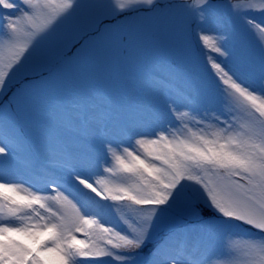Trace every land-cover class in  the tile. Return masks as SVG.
<instances>
[{"label":"snow or ice","instance_id":"1","mask_svg":"<svg viewBox=\"0 0 264 264\" xmlns=\"http://www.w3.org/2000/svg\"><path fill=\"white\" fill-rule=\"evenodd\" d=\"M225 9L244 25L208 32ZM251 13L264 0H0V264H209L220 237H240L223 264H264Z\"/></svg>","mask_w":264,"mask_h":264},{"label":"rangeland","instance_id":"2","mask_svg":"<svg viewBox=\"0 0 264 264\" xmlns=\"http://www.w3.org/2000/svg\"><path fill=\"white\" fill-rule=\"evenodd\" d=\"M218 3L222 5H226L228 3V0H217ZM223 16L226 19V25L231 26H243L244 20L240 17H235L232 15H229L226 11H222ZM249 19H254L257 24L264 23V17H261L259 13H251L249 15ZM200 28V22L193 17L188 24V31H189V41L196 46L198 51L202 52L201 59L204 60L209 55H215L214 53H210L208 49L204 48L202 45V42L199 41L197 37V32ZM247 39L250 43H257L256 35L252 31L247 32ZM229 239L236 240L240 239V237H220L215 242L214 246L209 250L208 257L210 258L209 264H223V261L227 259L229 255Z\"/></svg>","mask_w":264,"mask_h":264},{"label":"bare ground","instance_id":"3","mask_svg":"<svg viewBox=\"0 0 264 264\" xmlns=\"http://www.w3.org/2000/svg\"><path fill=\"white\" fill-rule=\"evenodd\" d=\"M227 26L226 25V19L223 16V14H220L216 20H214L211 23H205L203 27L208 31V32H215L218 30H221L223 27Z\"/></svg>","mask_w":264,"mask_h":264}]
</instances>
